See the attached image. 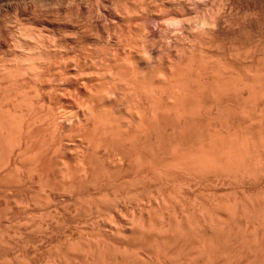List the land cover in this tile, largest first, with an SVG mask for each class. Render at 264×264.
<instances>
[{
    "label": "bare ground",
    "instance_id": "bare-ground-1",
    "mask_svg": "<svg viewBox=\"0 0 264 264\" xmlns=\"http://www.w3.org/2000/svg\"><path fill=\"white\" fill-rule=\"evenodd\" d=\"M51 1L52 3L54 2V0H0V15L3 11L8 13V10L13 9L16 12V16L22 17V20L25 18L28 19L29 17L31 19V21H29L33 25L25 26L23 24V26L21 25L22 27L19 25L20 28L18 27V29H11L12 26L10 29H7L9 24L6 26L7 28H5L2 25L3 23L1 24V20L3 19L0 20V40L2 39L1 41H3V43L13 41V43L18 46V48L15 46L17 49L15 51V59L12 58L14 60L8 61L9 59L6 58V60L0 56V196L5 197V199L8 197V199H4L6 201V205H4L7 208L6 210L5 208L3 209L4 213L7 211L12 212L9 208L13 209V204L16 203L14 202L16 200L15 198H17L16 196L14 198L15 200L10 199L11 191L13 190L14 192L17 190L18 192V190L25 189V192L26 188L24 187L30 183L34 184V181L40 184L39 187L36 183L39 189H41L39 190L40 193L43 194H39V192L37 193L41 196H45L46 194V200L45 198L44 200L49 204H47L48 207L46 205L45 206L48 210L50 209L49 216L52 215V219L45 217L47 220H43L41 218L42 221H38L41 227L44 226L43 229L45 226L48 229L49 224L51 225V223H54L53 220L62 221L67 218V216L71 217L72 213L74 214L72 215L73 218L75 217L77 220L78 216H85V213L87 212H96L99 210V206L106 201L111 203L112 207L115 206L113 207L114 209L111 207L112 211L117 209L116 212H118V198H120V196H127L131 198V188L127 189L125 187L130 182L132 183L134 180L137 181L139 178L138 181L141 180L140 182L143 184L141 185L142 187L132 188V190H135L133 192L136 194L135 198L138 202H135V204H137L135 207H138L139 211H135L136 215L134 212L133 214L132 211L131 214L133 215L129 214L131 216L129 217V222L131 221L132 224L131 227H129V224H126V227L123 225L124 227L121 228L120 226L119 228H110L111 231L113 230L114 234L113 232H107V230L106 232L108 235H106V232H98L101 238L97 236L96 241L91 242L96 238L95 236L93 239V235H96L93 233V235H91L92 240L89 238L91 241L88 240V243L83 244L84 242L78 240V245L75 244L77 247L74 244V246L72 245L71 241H74V239H70V243L68 242L69 239L66 238L65 240H67L68 243L66 241L65 242L67 245L71 244V247L74 250L69 245L67 247L65 245L61 253L63 254L65 252L66 254H69V257H65L68 256L65 254L63 256L57 255L58 258L56 257V259L54 257L56 260H53L54 262H52V264H71L73 262L72 259L75 258V256L79 258V261L76 258L78 262L74 260V264H264V186L262 185L263 183H261L264 182V76L260 74H264V63H262L263 57H258V59H256L258 52L254 54L253 51L255 56L253 55L254 58H250L252 60V64H250V66H246L247 68L244 67L245 69L239 68V66L238 68H235V66L232 68L233 65L226 62L228 64H226L227 68L229 65L230 67L232 66L231 68L229 67L230 69H228V71L230 70V72L237 73L238 76L236 75L237 78L234 77V79L236 78L237 80L235 79L232 81L229 76L233 73L229 76L225 74L227 77L225 75L222 76L227 79L224 78L223 80V77L220 74H224L221 73L224 69L221 67H226V65L224 66L225 61L220 60V58L215 61H211L213 59H210V64L208 68H206L205 66L208 64V60H206L207 62H203V60L199 61L197 50L193 52L196 47L195 49L192 48L191 51V48L187 46L189 47L188 49H190V54L186 53L189 55V57L186 55L187 65L184 64L187 66L185 67L186 71L184 69L186 74L183 73V69H179L181 72L177 69V73L175 72V75L177 76L171 79L174 83V85H172L174 89L171 88V85H168L170 87L165 86L166 84H172L167 83L168 81H164L165 79H162L165 84L164 87H162V81L160 82L161 84L159 87L158 84H151L152 80H150L151 82H148L149 80L148 77L145 76V73L144 75L140 73L141 71H135V59L139 55V52H136L138 50L135 49L136 45L134 46V42L136 44L137 37L135 38L136 41H133L132 38L134 35L131 34L130 37H132V35L133 37L130 39L131 44L129 43V47L127 45L129 40L127 39L128 42L126 41L127 43L125 42V44H123L125 47L122 46V50H119L120 47L117 46L118 50H115L114 53L110 52L112 50H109V52L107 51V53L112 54L114 58L111 59V57L108 56L110 57L109 59L106 55V59H101V62H103V60L106 62L104 61L100 64L102 67H99L100 65H98V71L103 70L104 74L100 71V75V73H97L96 70L95 72L99 78L95 77L97 75L93 74V72L91 73L95 78L91 77L89 74V76L87 75L89 78L91 77L90 80H94V82L90 81L92 82L91 87L89 86L90 89L92 88L91 91L89 90L90 92L86 90L87 86L84 91L80 88V91H77L78 93L76 94L79 95L73 99L72 95H67L71 94L69 89H67L66 86L65 88L62 86L64 84L63 82H59L64 88L63 90V88L60 87L63 91L62 93L65 92L66 94L64 93V95L61 92L59 94L57 90L56 91L58 93L54 92L56 87L54 85V89L51 90H53L52 94H56L53 97V95L51 96L50 88H53V82L51 81L58 77L56 74L60 72V81L66 82L68 86L72 85L74 81L72 82L70 80L68 77L69 75H65L67 73L66 68H69L70 66L68 62L70 61L71 56H69L68 59L66 53L64 55L67 57L63 55L66 51L65 45L64 49L59 46L63 49L61 50L58 45L54 44L56 41L53 40V38H50L52 37L50 34L60 36V38L55 36V39L58 38L57 43L59 40L61 43L66 42L67 39L73 41L77 40V37H79L78 32H81L79 31V28L81 27L74 26L73 22L71 24V21L66 19V13L68 11L71 12L74 9H85L84 3L86 2L84 0H56V5L59 4L61 10L62 7H64L66 11V16L59 13V15L61 14L63 17L60 18L59 16L60 19H58V17L56 18L55 15L52 14L51 10H42L43 6L44 8L46 6L49 7V3ZM98 1L96 0L95 2L97 3ZM87 3L89 4L88 1ZM116 5L120 6V1H116L114 8ZM118 6H116V9L119 8ZM50 7H52V5ZM10 12L11 11H9V13ZM120 13H122V11ZM113 14L115 13L113 12ZM122 16H124V14ZM261 16L262 15L256 18H262ZM248 19L251 20L250 18ZM216 21H218V19ZM176 22L180 23L181 21ZM244 22L247 23V20ZM175 25L176 24H174V26ZM71 27L73 29H71V32L74 31L73 33L75 35L73 34L67 36L65 34V37L63 38L64 32L62 34V31ZM205 27L210 26L207 25ZM130 28L128 29L130 30ZM236 28H239V25L238 27L236 26ZM126 31L128 32V30ZM131 31L129 32L131 33ZM190 31L189 33H194V30L193 32ZM204 32L206 33V31ZM261 32L264 34V30ZM249 33L247 36L251 35H249ZM195 34L197 35V33ZM195 34H193V36H196ZM210 34L211 33H209V35ZM197 37L198 36L193 37V42H191L192 46L193 44L196 45L197 42L194 41V39L198 40ZM190 38L192 39V37L187 39L191 41ZM235 39L238 40L237 36ZM49 40H53L55 42H52L51 44V41L49 42ZM114 42H116V39ZM53 46H57L59 50L53 49L57 48ZM126 46L128 48H126ZM138 48L141 47L139 46ZM14 50L11 48V51ZM187 51L188 50L186 49V52ZM115 52H118V54ZM196 52L197 58L195 57ZM12 54L14 55V52H12ZM97 55L98 56H95L96 58H94V56L89 58L93 59L95 64L102 56H100L99 53ZM87 60L88 59H86L85 62L88 63L89 60ZM93 60H90L92 64ZM201 61L205 64L204 66ZM259 61L262 63L263 67L259 66V64L261 65ZM83 64L86 65L85 63ZM184 65H182V68ZM92 66H94V64ZM201 67L204 70L207 69V71H204ZM259 67H261V69ZM78 68L81 67L78 66ZM220 68L222 70L219 73ZM227 68H225L226 71ZM57 69L61 71L58 70L59 72L57 73ZM225 69L223 71H225ZM258 70L260 72H258ZM63 71L66 72H64V75L67 76V78L63 77ZM79 71H81V69ZM84 71H86V69ZM199 71H204L208 74L201 76L203 73H200ZM254 71L259 73L257 76L258 79H256V75L258 73H253ZM135 72H138L141 75H136ZM173 72L174 69L172 74ZM178 72L184 75H179ZM80 74L82 75L83 71H81ZM107 74L112 75V77L109 76L111 79L109 82H113L112 85L116 82V87L120 84L129 91V93H126V97L124 96L125 108L123 107V111L120 110L119 107H117V109L113 104L110 106L111 103H107L109 106L102 103L104 98L102 97L103 95L101 96V94H103L101 90L102 86L106 85L104 82L106 80L102 82V77H107ZM52 75L55 78L52 77L53 79L50 81ZM76 75L74 77L77 78L75 80V84H77L76 81L85 79L84 77H86L84 74V77L82 76L83 78L79 75L76 77ZM99 75L101 76V79ZM160 75L162 76V74ZM197 75L202 78H196L199 77ZM260 75L263 76L262 80L260 79ZM173 76L174 75H172V77ZM70 77L72 79V76ZM57 79L59 80V78ZM112 79H114V81ZM160 79L161 78L159 76L158 80L160 81ZM228 79L230 80V83L232 82L231 87L233 89L228 86L230 85L229 81L226 82ZM47 81H50L51 83H48ZM54 81H56L54 84L59 85L57 80ZM81 81H79L80 84ZM235 81L238 83L236 84ZM257 81L259 82L257 83ZM79 82L77 86H79ZM233 82L236 85H233ZM198 83H200V86H198ZM207 85H209V87ZM107 86L108 85H106L105 88ZM109 86L111 87L110 84ZM45 88L49 89L45 91ZM170 88L173 92L170 91ZM66 89L69 93L65 91ZM76 90H78V87ZM130 90L133 92H139L141 98H139L140 101H134V99L132 100V97L137 98L138 95L132 96ZM74 91L75 90H72L73 93ZM108 91L106 90V92ZM161 99H163V101ZM66 134L77 136V139H75L76 137L74 136V141L76 140L75 143L78 142V144H76L79 146L78 148L83 150L81 152L77 148L78 153L75 148V153L77 154L73 155L76 161V163H74V169H71L73 166L70 168V166H68L69 164L67 165L66 163L67 167L62 166L63 171L61 168H59L61 169L60 171H55V169H58V166H55L56 168L53 166V161L55 160L54 157L57 156L55 155V152L58 149V146L61 145L62 147V144H64V140L62 141V138L65 139V137L62 135ZM57 135L61 136L60 142L62 143L58 141V138L60 137H57ZM55 136L56 143L53 142L55 140ZM57 153L58 151L56 154ZM119 153L121 156L123 155L122 157L124 158L122 159L124 160L117 162L114 160V157L116 155L118 156ZM61 156L63 158V154L60 155V157ZM105 160L107 163L109 161L107 168ZM64 167L66 169H64ZM127 171H134L138 177L136 178L131 174L125 175L124 172ZM56 172H58V174ZM121 174L124 176L120 177ZM202 180L213 182H215V180L227 181L229 182V185L231 184L230 186H232L231 192L229 191V193H226L225 195L223 193V196H218V194L214 191V193H212L213 195L209 193V196L206 195L207 197H202L204 193L203 195L202 193H199L201 187L197 188L199 182ZM118 182L122 183V189L120 188L121 186H119L120 183ZM152 182H157L160 189H158L159 187H156L157 190H151L150 186ZM184 182L191 185V188L192 185L196 188H194V190H184L183 192V186L186 187V184L183 185ZM257 182L260 183L257 184ZM124 183L127 185L123 186ZM251 183L255 184L251 185ZM33 184H30V188H27V190L30 189L29 194L26 195L24 193H20L21 195L24 194V196H22L23 198L21 197L22 206L21 204L20 206L22 208L24 206L25 209H29L30 211L32 209V205H36L37 203L39 204L40 202L37 193H32L34 189H31ZM104 184H106V186H104ZM260 184L263 186V190L261 189V191L258 188V185L260 186ZM168 186H171L173 193L175 192L174 196L172 192L168 193L170 188H165ZM20 187H22V189ZM180 189L181 192L179 191ZM203 189L205 190V188ZM58 192L61 195H68V198H72V202L67 201L70 202V205H68L67 202V204L62 203L64 202V199H62L63 196L59 195ZM110 195H113L112 200L106 199V197L110 198ZM133 196L134 195H132V197ZM24 197L26 198L24 199ZM151 197H154L156 202L152 207H150V205L147 206L142 202L144 200L146 201L148 198L150 200ZM66 198L65 201L67 200ZM135 198L133 197V199ZM37 199L39 201H36ZM53 204L54 206L51 208L50 205ZM139 204L140 206H138ZM46 207L44 208L46 209ZM34 209L35 207H33V211ZM3 210H0V220L1 217L3 218L5 215L1 214ZM47 213H49V211H47ZM4 217H6V215ZM11 217L9 216L8 218ZM38 217L39 216L37 215V218ZM41 217L44 216L42 215ZM19 219H21V217ZM50 219L52 222L49 221ZM82 219L84 218H80L79 220ZM2 221H0V224H2ZM6 221L10 220L7 219ZM55 222H57L56 225L59 223L58 221ZM78 222L76 223L77 228L80 223ZM62 223L64 222L60 223L64 229L67 224L64 223L62 225ZM71 224L70 226H72ZM108 224L109 223L106 225ZM22 225L24 224H21L20 227H15L19 229L21 227H25ZM53 226L51 225V227ZM59 226L57 225V227ZM54 228L55 227H53V230ZM7 229L10 230V228ZM72 229L74 228L72 227ZM3 230L0 231V233L4 232ZM16 231H18V229ZM35 231L37 230L35 229ZM44 231L46 230L44 229ZM115 231L117 232L116 234ZM28 233L26 232V234ZM102 233L104 235V239L102 238ZM4 234H0V244L4 243L5 246L8 244L7 242H10L11 237L10 239L6 238L4 237ZM119 234H123L124 236L122 235L120 238L121 235ZM6 235L7 234H5V236ZM64 235L66 236V234ZM53 236L54 235H51L52 238ZM36 239L37 238H35V241ZM54 239L50 240L53 242ZM18 241L19 240H17V242ZM20 241L22 242V238ZM78 241L76 240V242ZM40 244H38V246ZM9 246H11L10 243ZM14 247L16 246H13V248ZM23 247H25V245ZM33 247H35V244ZM13 248L11 247L9 249ZM141 249L143 251L146 250L148 254L146 252V255L144 252V255L142 253L143 251L140 252ZM7 251L8 250L4 252ZM4 252L2 251L1 254H5L7 257V253ZM20 252L21 250L19 253ZM9 254L11 255V251H9ZM71 254L73 258L70 256ZM14 257L13 258L17 260L18 257ZM70 257L72 258V262L68 260ZM25 259H28L29 261V258ZM31 259L30 263L33 264ZM3 260H1V263H3ZM7 262L9 263L10 261L7 259ZM25 262H27V260Z\"/></svg>",
    "mask_w": 264,
    "mask_h": 264
},
{
    "label": "rangeland",
    "instance_id": "rangeland-1",
    "mask_svg": "<svg viewBox=\"0 0 264 264\" xmlns=\"http://www.w3.org/2000/svg\"><path fill=\"white\" fill-rule=\"evenodd\" d=\"M56 0H54V4L52 3V1L49 3L50 4V6L52 5V7H48V6H46L45 8H44V6H43V9L42 10H44V9H46V11L47 10H51V12H52V14H54L55 15V17L57 18L58 17V19H60V18H62L63 16L62 15H65V9H64V7H62V10H61V8H60V5L59 4H57L56 5V3L57 2H55ZM86 3H84L85 4V9H83V10H76V9H74V10H72L71 12H67L66 13V15H67V18L66 19H68V20H70L71 21V24H72V22H73V25L74 26H77V27H81V28H79V31H81V32H78L77 30V32H78V36L79 37H77V40H70V39H67L66 40V42H60V40L58 41V43H57V39H55L56 37H59L60 38V36H58V35H53V34H50L52 37H50L51 39L53 38V40H55L56 41V43H54L55 41H53V40H49V42L51 41V44H52V42L54 43V44H56V45H58V47L60 46L61 48H63L64 49V45H65V52L63 53V55L66 53V55L68 56H65V57H67L68 59H69V56H71L70 57V61H71V63H70V61L68 62L69 63V65L71 66H69L68 65V63H67V61H68V59H67V61H66V63H67V65L69 66V68L67 67L65 70H66V72L65 71H63V75H64V72L66 73L65 75H69L68 77L70 78V80L73 82V86L72 85H69L68 86V84L66 83V82H64V81H60V78H61V76L59 75V74H61L59 71H61V70H59V69H57V73L58 74H53L55 77H57V78H59V80L56 78V79H53V78H55L53 75L51 76V78H50V81L51 82H53L51 85H52V87L53 88H50V93H51V96L53 95V97H54V95L56 94V93H58L59 92V94H60V92L62 93L63 91H62V89L60 88V87H64L65 88V86L67 87V89H69V91L71 92V94H67L68 96H70V95H72V98L74 99V98H76L78 95H76L79 91H80V88H82V91H84L85 90V87L87 86L88 87V89H87V87H86V90H90L91 91V89H90V87H91V83L92 82H94V80L92 79V80H90V78L91 77H94L93 76V74H95V75H97V73L99 72L100 73V71H98L99 70V68H98V65H100V64H102L105 60H103V62H101V59H103V58H107L108 56H110L111 57V59L112 58H114L113 57V55L112 54H110V53H107V51L109 52V50H112V51H110L111 53H114V51L115 50H118L117 48V46H119L120 48H119V50H122L121 49V47L122 46H124L123 44H125V42L127 41L128 42V40H129V42H128V47H129V45L131 44V42H130V39L133 37V35H134V37L132 38V40L134 41H136V39H137V41H136V44H135V42H134V46H135V49L136 50H138V51H136V52H139L138 54V56H137V58L135 59V62H136V67H135V71H138V72H140V73H142V74H144L145 76H147L148 77V82H151L150 80H152V82H151V84L153 83V84H155V85H157L158 84V86L161 84L160 82L162 81V83H163V86L162 87H164V82H163V80L162 79H165L164 81H168L167 83H172V84H166L165 86H168V85H171V88H173L172 87V85H174V83H173V81L171 80V79H173L175 76H177V75H175L176 73H177V69H178V71H180L179 69H183V71H184V69H185V67H187L186 65H187V63H186V61H187V56L189 57V55H187V54H190V49H188L189 47L191 48V51H192V48L193 49H195V47H196V49L195 50H193V52H195L196 50H197V52H198V58H199V61L200 60H203V62H207L206 60H208V64L205 66L206 68H208V66H209V62H210V59H213V60H211V61H215V60H217V59H219L220 58V60H222V61H225L224 62V66L227 64L226 62H228V64H230V65H233V67L232 68H234V66H235V68L237 67L238 68V66H239V68H247L246 66H250V64H252V60L250 59V58H254V54H256L257 52V55H256V59H258V57H263V61H262V63H264V34H262V30H264V25H263V23H264V0H118V1H120V3H121V5L120 6H118V5H116V6H118L119 8L118 9H116L117 7L115 6V8H114V5L116 4V1L115 0H97L98 2L96 3L95 1L96 0H84ZM87 1L89 2V4L87 3ZM115 1V2H114ZM223 2V3H222ZM98 4V5H97ZM104 4V5H103ZM123 4V5H122ZM59 5V6H58ZM99 7H97V6ZM195 5H196V7H195ZM223 5V6H222ZM86 6H88V7H86ZM107 6V7H106ZM106 7V8H105ZM121 7V8H120ZM231 7H232V9H231ZM48 8V9H47ZM52 8V9H51ZM58 8H60V9H58ZM112 8H114V9H112ZM123 8V9H122ZM125 8V9H124ZM196 8V9H195ZM224 8H226V9H224ZM55 9V10H54ZM57 9H58V11H57ZM160 9V10H159ZM164 9V10H163ZM194 9V10H193ZM53 10V11H52ZM113 10V11H112ZM185 10V11H184ZM9 11H11L10 13H9ZM13 11V12H12ZM55 11V12H54ZM116 11H119V12H116ZM122 11V13H120ZM125 11V12H124ZM164 11V12H163ZM50 12V11H49ZM50 12V13H51ZM54 12V13H53ZM58 12V13H57ZM63 12H64V14H63ZM112 12V13H111ZM113 12L115 13V14H113ZM256 12V13H255ZM9 13V14H8ZM8 13L6 12H4L3 11V13L1 12V15H0V20L1 19H3V20H1V24L3 25V27H5V28H7L6 26L8 25V28L7 29H10L11 28V26H12V28L11 29H18V27H19V25L21 26H23V24L26 26H33L32 24H31V19L28 17V19L27 18H25V19H23L22 20V17H17L16 16V12L13 10V9H10V10H8ZM14 13V14H13ZM56 13H57V16H56ZM59 13H61L60 15H59ZM127 13V14H126ZM165 13V14H164ZM222 13V14H221ZM3 14H5V15H3ZM8 14V15H7ZM11 14V15H10ZM88 14V15H87ZM124 14V16H122ZM161 14V15H160ZM119 15V16H118ZM128 15V16H127ZM132 15V16H131ZM193 15H194V17H193ZM210 15V16H209ZM225 15V16H224ZM260 15H262L261 17L262 18H256V17H260ZM10 18H9V17ZM59 16H60V18H59ZM214 16H215V18H214ZM252 16V17H251ZM13 17V18H12ZM127 17V18H126ZM192 17V18H191ZM9 20H8V19ZM16 18H17V20H16ZM19 18V19H18ZM191 18V19H190ZM205 18V19H204ZM212 18V19H211ZM246 18V19H245ZM248 18H250L251 20H249ZM218 19V21H216ZM259 19V20H258ZM21 20V21H20ZM30 20V21H29ZM170 20V21H169ZM192 20V21H191ZM203 20V21H202ZM206 20H207V22H206ZM212 20H214V21H212ZM245 20H247V23L246 22H244ZM252 20H254V21H252ZM261 20V21H260ZM20 21V22H19ZM28 21V22H27ZM69 21V22H70ZM175 21V22H174ZM176 21H181L180 23H183V24H180V23H177ZM189 21V22H188ZM191 21V22H190ZM210 21V22H209ZM217 22V24H216V22ZM250 21V22H249ZM263 21V22H262ZM15 22V23H14ZM21 22H22V24H21ZM25 22V23H24ZM167 22H169V23H167ZM172 22V23H171ZM194 22V23H193ZM200 22V23H199ZM204 22V23H203ZM206 22V23H205ZM219 22V23H218ZM252 22V23H251ZM129 23V24H128ZM162 23V24H161ZM251 23V24H250ZM260 23V24H259ZM75 24H77V25H75ZM137 24V25H136ZM174 24H176L175 26H174ZM190 24V25H189ZM192 24H193V26H192ZM199 24V25H198ZM202 24H204V25H202ZM215 24V25H214ZM219 24V25H218ZM239 25V28H236V26L238 27V25ZM242 24V25H241ZM248 24V25H247ZM14 25H16V26H14ZM180 25V26H179ZM207 25H209L210 27H205V26H207ZM235 27H234V26ZM247 25V26H246ZM21 26V27H22ZM91 26V27H90ZM129 26V27H128ZM136 26V27H135ZM172 26V27H171ZM179 26V27H178ZM183 26H185V27H183ZM202 26H204V27H202ZM257 26V27H256ZM14 27V28H13ZM132 28V31H131V28ZM178 27V28H177ZM195 27H196V29H195ZM220 27V28H219ZM262 27V28H261ZM20 28V27H19ZM128 28H130V30L128 29ZM192 28V29H191ZM204 28V29H203ZM209 28V29H208ZM226 28H228V29H226ZM232 28H236L235 29V32H234V29H231ZM243 28H244V30H243ZM249 28V29H248ZM253 28V29H252ZM72 27L71 28H67L66 30H63L62 31V34H63V32H64V36H63V38L65 37V34L67 35V36H70V35H73L74 33V31L73 32H71L72 30ZM78 29V28H77ZM123 31H122V30ZM186 29V30H185ZM200 29V30H199ZM217 29V30H216ZM260 29V30H259ZM75 30V29H74ZM126 30H128V32L126 31ZM191 30V31H190ZM193 30H194V33H189V31L190 32H193ZM215 30V31H214ZM220 32H219V31ZM227 30V31H226ZM230 30V31H229ZM241 30V31H240ZM248 30H249V32H248ZM251 30V31H250ZM89 31V32H88ZM129 31H131V33L129 32ZM139 31H140V33H139ZM180 31V32H179ZM196 31V32H195ZM204 31H206V33L204 32ZM212 31V32H211ZM225 31V32H224ZM246 31V32H245ZM257 31H258V34H257ZM68 32V33H67ZM70 32V33H69ZM76 32V33H77ZM97 32V33H96ZM115 32H117V33H115ZM120 32V33H119ZM122 32V33H121ZM133 32V33H132ZM135 32H136V34H135ZM163 32H165V33H163ZM202 34H201V33ZM204 32V33H203ZM224 32V33H223ZM233 33V35H232V33ZM245 32V33H244ZM80 33V34H79ZM82 33V34H81ZM130 33V34H129ZM183 33V34H182ZM184 33H185V35H184ZM195 33H197V35L195 34ZM209 33H211L210 35H209ZM220 33V34H219ZM223 33V34H222ZM225 33H226V35H225ZM248 33H249V35L250 36H247L248 35ZM264 33V32H263ZM61 34V33H60ZM99 34V35H98ZM109 34V35H108ZM129 34V35H128ZM131 34H133L132 35V37H130L131 36ZM163 34V35H162ZM193 34H195L196 36H198L197 37V39L198 40H195L194 39V41H196L197 43H196V45H194L193 44V46H192V43L191 42H193L192 40H193V37H196V36H193ZM216 34V35H215ZM241 34V35H240ZM254 34V35H253ZM257 34V35H256ZM75 35V34H74ZM123 35V36H122ZM125 35V36H124ZM136 35V36H135ZM175 35V36H174ZM180 35V36H179ZM189 35H191V36H189ZM256 35V36H255ZM54 36V37H53ZM100 36V37H99ZM121 36V37H120ZM127 36H128V38H127ZM201 36H203V37H201ZM236 36H237V39L239 40H236L235 38H236ZM239 36V37H238ZM241 36H243V37H241ZM74 37V36H73ZM119 37V38H118ZM137 37V38H136ZM172 37V38H171ZM189 37H192V39H191V41L190 40H188L187 38H189ZM199 37H200V39H199ZM248 37V38H247ZM49 38V39H50ZM81 38V39H80ZM122 38H124V39H122ZM136 38V39H135ZM202 38V39H201ZM232 38V39H231ZM247 38V39H246ZM116 39V42H114V40ZM120 39V40H119ZM128 39V40H127ZM250 39H251V42H250ZM2 40V39H1ZM0 40V56H1V58H4V59H9L8 61H12V60H14L15 59V51H16V49L18 48V46L17 45H15V43H13V41H8V42H4L3 43V41H1ZM48 40V39H47ZM80 40V41H79ZM122 40V41H121ZM201 40V41H200ZM208 40V41H207ZM216 40V41H215ZM225 40V41H224ZM242 40H244V41H242ZM254 40V41H253ZM69 41H70V44H69ZM83 41V42H82ZM124 41V42H123ZM210 41V42H209ZM232 43H231V42ZM11 42V43H10ZM80 42V43H79ZM126 42V43H127ZM139 42V43H138ZM143 42V43H142ZM220 42V43H219ZM238 42V43H237ZM64 43V44H63ZM78 43V44H77ZM130 43V44H129ZM199 43V44H198ZM214 43V44H213ZM218 43V44H217ZM6 44V45H5ZM13 45V47H12V45ZM53 44V45H54ZM63 45V46H61V45ZM115 44H116V46H115ZM120 44V45H119ZM188 44V45H187ZM208 46H207V45ZM10 47H9V46ZM206 45V46H205ZM4 46V47H3ZM15 46H17V48L15 47ZM109 46H110V48H109ZM141 47V48H138V47ZM187 46H189V47H187ZM53 47H57V46H53ZM52 47V48H53ZM53 48V49H58L59 50V48ZM68 47V48H67ZM113 47H115V48H113ZM125 47V46H124ZM127 46H126V48H128ZM208 47H209V49H208ZM217 47V48H216ZM11 48H13V50L14 51H11ZM60 48V49H61ZM67 48V49H66ZM138 48V49H137ZM203 48V49H202ZM63 49H61V50H63ZM69 49V50H68ZM186 49L188 50L187 52H186ZM236 49V50H235ZM145 50V51H144ZM200 50V51H199ZM9 51V52H8ZM68 51V52H67ZM141 51V52H140ZM144 51V52H143ZM253 51H254V54H253ZM12 52H14V55L12 54ZM70 52V53H69ZM149 52V53H148ZM189 52V53H188ZM197 52L195 53V57L197 58ZM262 52V53H261ZM99 53V55L101 56L100 57V59L98 60V62L95 64L94 63V60L93 59H89V58H92V56H94V58H96L95 56H98L97 54ZM115 53H117L118 54V52H115ZM119 53H120V51H119ZM147 53V54H146ZM184 53V54H183ZM187 53V54H186ZM217 53V54H216ZM70 54V55H69ZM108 54H110V55H108ZM117 54H116V56H117ZM141 54H143V55H141ZM208 54V55H207ZM210 54H211V56H210ZM214 54V55H213ZM106 55H107V57H106ZM112 55V56H111ZM120 55V54H119ZM187 55V56H186ZM254 55V56H253ZM259 55V56H258ZM115 56V55H114ZM210 56V57H209ZM253 56V57H252ZM110 57H108L109 59H110ZM118 57V56H117ZM122 57V56H121ZM139 57V58H138ZM180 57V58H179ZM184 59H183V58ZM185 57H186V60H185ZM12 58H14V59H12ZM119 58V57H118ZM142 58V59H141ZM203 58V59H202ZM208 58V59H207ZM222 58V59H221ZM6 59V60H7ZM86 59H88L87 61H88V63L87 62H85V60ZM109 59H107V60H109ZM255 59V60H256ZM5 60V61H6ZM90 60H93V64H94V66H92L93 64H92V62L90 61ZM205 60V61H204ZM251 60V61H250ZM254 60V59H253ZM262 60V59H261ZM197 61H198V59H197ZM198 61V62H199ZM257 61V60H256ZM106 62V61H105ZM197 62V63H198ZM203 62L201 61V63L203 64ZM233 62H234V64H233ZM260 62V61H259ZM83 63H85L86 65H84ZM261 63V62H260ZM262 63H261V65L259 64V66H261V67H263L262 66ZM184 64H186V65H184ZM201 64V65H202ZM223 64V63H222ZM227 64V65H228ZM66 65V64H65ZM82 65V66H81ZM103 65H105V64H103ZM182 65H184L183 66V68H182ZM205 64H203V66H204ZM227 65H226V67H221V68H227ZM230 65L228 66V68H227V71H228V69H230L231 67H230ZM78 66L79 67H81V68H78ZM96 66V67H95ZM167 66V67H166ZM90 67V68H89ZM92 67V68H91ZM99 67H102L101 65L99 66ZM230 67V68H229ZM261 67H259L260 69H261ZM73 70H72V69ZM83 68V69H82ZM86 69V71H84L85 69ZM95 68V69H94ZM97 68V69H96ZM139 68V69H138ZM220 68V70H219V73H220V71L222 70ZM244 68V69H245ZM249 68V67H248ZM81 69V71H83V74H84V76L86 75V77H84L83 76V74L81 75L80 73H81V71H79V70ZM88 69V70H87ZM100 69H103V68H100ZM173 69H174V72H173V74H172V71H173ZM201 69H203L202 67H201ZM223 69V70H224ZM243 69V70H244ZM259 69V70H260ZM264 69V68H263ZM59 70V71H58ZM97 70V73L95 72ZM204 70V69H203ZM221 71V73H224V74H220L221 76L223 75H227V76H229V75H231L232 73V75H233V77H232V75L231 76H229L230 77V80H235L236 78H237V76H238V74L237 73H234V72H230V70L228 71V74H227V71H226V69H225V71ZM258 70V72H260ZM185 71H186V69H185ZM183 72L184 74H186V72ZM204 71H207V69L206 70H204ZM204 71H199L200 73H203V75H201V76H205L206 74H208V73H205ZM264 71V70H263ZM87 72V73H86ZM91 72H93V74L91 73ZM101 72H103V70L101 71ZM138 72H135V74L136 75H139L140 73H138ZM166 72V73H165ZM176 72V73H175ZM181 72V71H180ZM256 71H254L253 73H255ZM258 72H256V74L258 73ZM262 72V71H261ZM79 73V74H78ZM138 73V74H137ZM169 73V74H168ZM179 73V72H178ZM200 73H198V74H200ZM77 74V75H76ZM91 75V77L89 78L88 76L89 75ZM103 74H104V72H103ZM160 74H162V76H163V78H162V76L160 75ZM170 74H172V75H174L173 77H172V75H170ZM182 73H179V75H181ZM184 74H182V75H184ZM205 74V75H204ZM256 74H254V75H256ZM260 74H262L263 76H264V74L263 73H260ZM63 76V77H66L67 78V76ZM75 75H76V77L79 75L80 77H84L85 79H80V77H79V81H81V84H82V86H84V87H82L81 86V84H80V82L79 81H76V83L77 84H75V80L77 79V78H74L75 77ZM88 75V76H87ZM100 75H101V73H100ZM99 75V76H100ZM108 75V74H107ZM141 75V74H140ZM139 75V76H140ZM167 75H168V77H167ZM225 75V76H226ZM237 75V76H236ZM259 75V73L256 75V77ZM70 76H72V79H71V77ZM104 76V75H103ZM106 76V75H105ZM112 77V75H108L107 77H102V82L104 81V80H106V81H104L105 83H106V85H108L106 88H105V86L103 87L102 86V90H101V92L103 93V94H101V96L104 98L103 99V102H102V100H101V102L102 103H104V104H110L111 103V105L110 106H112V104L113 105H115V107L117 108V107H119L120 108V110H124L123 109V107H124V102H125V97H126V93H129V91L124 87V86H121L120 84L116 87V85H117V83L115 84L114 83V85H112V83L113 82H109V81H111V79H110V77ZM159 76H160V81L158 80L159 79ZM186 76V75H185ZM184 76V77H185ZM197 76H199V75H197ZM222 76V77H223ZM226 76V77H227ZM261 76V75H260ZM263 76H261V80H262V78H263ZM53 77V78H52ZM82 77V78H83ZM95 77H98V75L97 76H95ZM94 77V78H95ZM200 77V76H199ZM196 77V78H198V79H201L202 77ZM226 77H223V80H224V78H226ZM228 77V78H229ZM234 77H236L235 79H234ZM255 77V76H254ZM68 78V79H69ZM99 78V77H98ZM104 78V79H103ZM157 78V79H156ZM232 78V79H231ZM100 79H101V76H100ZM155 79V80H154ZM227 79V78H226ZM256 79H258V77L256 78ZM260 79H259V81H260ZM54 80H57L58 81V83L59 82H63L64 84L61 86L60 85V83H59V85L58 84H54V82L56 83V81H54ZM83 80H87L86 82L85 81H83ZM113 81H114V79H112ZM230 80L228 79V80H226V82L227 81H229V83H230ZM237 80V79H236ZM48 82V83H51V82ZM90 81H92V82H90ZM156 81V82H155ZM198 81V80H197ZM238 81H239V78H238ZM256 81V80H255ZM259 81H257V83L259 82ZM78 82H79V86H77L78 85ZM82 82H84V83H82ZM155 82V83H154ZM165 82V83H166ZM199 82H200V80H199ZM202 82V81H201ZM236 82V84L238 83L237 81H235ZM263 82V81H262ZM262 82H260V83H262ZM67 85H66V84ZM232 83V82H231ZM230 83V85H228L229 87H231L232 86V84ZM84 84V85H83ZM87 84V85H86ZM104 84V83H103ZM109 84L111 85V87L109 86ZM150 84V83H149ZM150 84V85H151ZM200 83H198V86H200L199 85ZM202 84V83H201ZM236 84H234V82H233V85H236ZM50 85V84H49ZM54 85L57 87H55V89H54ZM150 85H149V87H150ZM74 86H76V87H74ZM81 86V87H80ZM90 86V87H89ZM153 86V85H152ZM208 87H209V85H207ZM227 86V87H228ZM62 87V88H63ZM72 87H74L72 90H75L74 91V93L72 92V90H70ZM78 87V90H76V88ZM160 87V86H159ZM168 87H170V86H168ZM49 88H45V91H47V89H49ZM64 88H63V90H64ZM105 88V89H104ZM170 88V91H172V89ZM232 88V87H231ZM231 88H229V89H231ZM30 89V88H29ZM51 89H54V92H56V93H54V94H52L53 92V90H51ZM67 89L65 90L66 92H67ZM169 89V88H168ZM174 89V88H173ZM233 89V88H232ZM58 92H57V91ZM104 90V91H103ZM106 90L108 91V92H106ZM30 91H31V89H30ZM33 91V90H32ZM69 91L67 92V93H69ZM78 91V92H77ZM89 91V92H90ZM76 92V93H75ZM173 92V91H172ZM171 92V93H172ZM32 93V92H31ZM65 93V92H64ZM64 93H62V94H64ZM74 95H73V94ZM130 93L132 94V96H136V95H138L137 96V98L135 99V98H133L132 97V100L134 99V101H140V95H139V92H133L132 90H130ZM138 93V94H137ZM34 94V93H33ZM49 94V93H48ZM66 94V93H65ZM64 94V95H65ZM74 96V97H73ZM105 96V97H104ZM125 96V97H124ZM140 98V99H139ZM84 99V98H83ZM162 101H163V99H161ZM168 100V99H167ZM166 100V101H167ZM107 104V105H108ZM109 106V105H108ZM125 108V107H124ZM118 109V108H117ZM123 113H125V112H123ZM50 136H52V135H50ZM49 136V137H50ZM60 137V138H58V141L60 142V139H61V136L60 135H57V137ZM62 136H64L65 137V139H63L62 138V141L64 140V144H62V147H61V145L60 144H57V145H60V146H58V149L60 150H56V152L58 151V153L56 154V152H55V155H57L56 157H54V156H52V157H54L55 158V160H54V158H53V163H54V168H56L57 166V168L58 169H55V171H60L61 169H62V171H63V168H62V166H65V167H67V165L68 166H70V168L71 169H74L75 167V164L74 163H76V161H75V157L73 156V155H75V154H77V153H75V148H76V152H78L77 151V148L79 147V146H77L76 144H78V142H76L75 143V141H74V138L75 139H77V136H73V135H70V134H66V135H62ZM73 138H72V137ZM69 137V138H68ZM71 137V138H70ZM51 138V137H50ZM55 140L53 141V142H55L56 141V136H55V138H54ZM71 139V140H70ZM73 139V140H72ZM67 140V141H66ZM78 141V140H77ZM59 142H57V143H59ZM65 142H66V145H65ZM68 142V143H67ZM56 143V142H55ZM60 143H62V142H60ZM71 144V145H70ZM71 146V147H70ZM57 147V146H56ZM61 147V148H60ZM68 147V148H67ZM70 148V149H69ZM65 149V150H64ZM79 149V148H78ZM102 149H104V148H102ZM62 150H63V152H62ZM67 150V151H66ZM82 150L83 149H79V151H81L82 152ZM73 153V154H72ZM79 153V152H78ZM63 154V158H62V156L60 157V155H62ZM68 155V156H67ZM65 156V157H64ZM67 156V157H66ZM71 156H72V158H71ZM123 156V155H122ZM121 156V154L119 153L118 154V156L116 155L115 157H114V160H116L117 162L118 161H123L124 159H122V158H124V157H122ZM127 157H129V156H127ZM58 158V159H57ZM70 158V159H69ZM63 159V160H62ZM74 159V160H73ZM63 161V162H62ZM73 161V162H72ZM106 161V160H105ZM112 161H113V159H112ZM71 162H72V165H71ZM52 163V164H53ZM62 163H63V165H62ZM65 163V164H64ZM66 163H67V165H66ZM108 163H109V161H108ZM107 163V161H106V168L108 167V164ZM56 166V167H55ZM64 167V169H66ZM59 168H61V169H59ZM105 168V169H106ZM134 171H127V172H124V174L125 175H129V174H131V175H133L134 177H138L136 174H135V172L133 173ZM57 174H58V172H56ZM60 173V172H59ZM124 175H120V177H123ZM139 180V178L137 179V181H132V183L130 182H127V183H129V184H131V185H127L126 183H124V185L123 186H125V185H127L125 188H127V189H130L132 192V195H134L133 197L135 198L136 197V194H134V192L133 191H135V190H132V188L134 189V187H142L141 185H143V184H141V180L140 181H138ZM217 181L218 180H215V182H213V181H206V180H202V181H200L199 182V184H198V187L197 188H200L201 190L199 191V193L201 194L202 193V195H203V193H204V195L202 196V197H207V196H209V193H214V191L218 194V196L219 195H222L223 196V193H224V195L226 194V193H229V191L231 192V187L232 186H230L229 185V182H227V181H223V180H219L218 181V183H217ZM222 181V182H221ZM122 182V181H121ZM138 182V183H137ZM37 182H35L34 181V184H36ZM118 183H120V182H118ZM137 184V185H134V184ZM217 183V184H216ZM260 183V182H259ZM258 182H257V184H259ZM261 183H263L262 185L264 186V182H261ZM30 184H33V183H30ZM30 184H28L26 187H24V188H26V191L25 192H27V193H25L24 192V190L25 189H22V187H20L22 190H18V192H17V190H15L14 192H13V190L11 191V197H10V199L11 200H15L14 202H16V203H14L13 205H14V208L13 209H11V208H9V210H11L12 212H8V214H7V212H5L4 213V208H5V210L7 209L6 207H5V205H6V199H8V197H6V199H5V197H3V196H0V200L1 199H3V200H1L0 201V210L2 209L3 210V212L1 213V214H5L6 215V217H4L3 216V218L1 217V220L0 221H2L3 219V221H2V224H0L1 226H0V231H2L3 229V231L4 232H2L3 234L5 233V234H7L6 236H5V234H4V237H6V238H9L10 239V237H11V240H13V241H11L10 240V242H7V243H5V244H7V245H5L4 246V243L2 244H0L1 246H0V264H24V263H29V264H31L30 263V259H31V262L33 263V264H52V262H54L53 260H56L57 258H58V256L59 255H68V256H65V257H69V254H66L64 251L66 250V247L69 245L70 247H71V244H68L67 245V243L68 242H70L71 240H73L74 239V241H71L72 242V245L74 244H77V243H79V241H81V242H84L83 244H86V243H88L89 241H91L92 239V236L91 235H93V233L94 234H96V235H93L94 237H93V239L95 238V236H96V238H95V240H92L91 242H93V241H96V239H97V236H99L100 234V232H106L107 230V232H113V230L111 231V229L110 228H119V226H120V228L121 227H124L123 225H125V227H126V224L128 225H130L129 227H131V221L129 222V217H131L130 215H133L134 213H135V211L137 210V211H139L138 209V207H135V206H137V204H135V202L136 203H138L137 202V200H136V198L135 199H133V197H132V195H131V198L130 197H127V196H120V198H118L116 201H117V204H119V205H117L118 206V212H116V210L117 209H115V211H112V208L113 207H115V206H111V203H108L107 201V203L105 202V203H103V204H101L100 206H99V210H97L96 212H87V213H85V216L84 215H81V217L80 216H76L77 217V220H76V218L74 217L73 218V216L72 215H74L73 213L71 214V217H69V216H67V218H65L64 220H53L54 221V223H51V225L53 226V224H54V226L53 227H55L54 228V230L56 231H54L53 230V227H51V225L49 224V226H48V229L46 228V226H45V230L47 231H44V229H43V227L44 226H40L39 225V223H38V221H42L41 220V218L43 219V220H45L46 218H51L52 219V215L51 216H49L50 215V209L48 210V206H47V204H49V203H46L45 202V200H46V198H45V196H46V194H45V196L44 195H39V194H43V193H40V191L39 190H41V189H39V187H40V184H38L39 185V187L37 186V184L36 185H32V188L31 189H33V191H32V193H37V192H39V194L37 193V196H39V198L38 199H40V202H39V204L37 203H35L36 205H32L31 206V211L29 210H27V209H25L24 208V206H23V208L21 207L22 206V196H24V194H29L30 192V189L29 190H27V188H30L29 186H30ZM122 183H120V185L119 186H121L120 188L122 189V185H121ZM157 184V185H156ZM186 184V187L185 186H183V188H182V191L184 192V190H188V189H190V190H194V188H196V187H193L194 185H192V188H191V185H189L188 183H186V182H184V184L183 185H185ZM249 184V183H248ZM253 183H251V185H252ZM255 184V183H254ZM253 184V185H254ZM256 184V185H257ZM132 185H134V186H132ZM213 185V186H212ZM233 185V184H232ZM250 185V184H249ZM261 184H260V186L258 185V188L260 189V191H261V189L263 188V186H262ZM104 186H106V184H104ZM103 186V187H104ZM128 186H130V187H128ZM154 188H153V187ZM190 186V187H189ZM262 186V187H261ZM156 187L158 188L159 186H158V183L157 182H152L151 183V186H150V189L151 190H153V191H155V190H157L156 189ZM188 187V188H187ZM213 187H215V188H213ZM257 187V186H256ZM261 187V188H260ZM20 188H17V189H20ZM124 188V187H123ZM153 188V189H152ZM165 188H170L169 190H168V193H170V192H172V194H173V196H174V194H175V192L173 193V190L171 189V186L169 187H165ZM203 188H205V190L203 189ZM207 188V189H206ZM213 188V189H212ZM258 188H257V190H258ZM158 189H160V187L158 188ZM218 189V190H217ZM230 189V190H229ZM264 189V188H263ZM262 189V190H263ZM22 191V192H21ZM180 192H181V189L179 190ZM202 191V192H201ZM228 191V192H227ZM43 192H44V190H43ZM13 193H14V195H13ZM20 193H24V194H20ZM57 193V192H56ZM63 193V192H62ZM130 193V194H131ZM16 194V195H15ZM58 194L59 195H61L59 192H58ZM65 194V193H64ZM130 194H127V195H130ZM210 194V195H211ZM207 195V196H206ZM213 195V194H212ZM5 196V195H4ZM10 196V195H9ZM15 196L17 197V198H15ZM61 196H63V198L62 199H64V202H62V203H66L67 201H71L72 202V198H68V195H61ZM201 196V195H200ZM216 196V195H215ZM22 197V198H21ZM67 197V198H66ZM101 197V196H100ZM110 198H108V197H106V199H110V200H112V197H113V195H110L109 196ZM115 197V196H114ZM146 197V196H145ZM201 197V198H202ZM13 198V199H12ZM15 198V199H14ZM26 197H24V199H25ZM43 198V199H42ZM44 198H45V200H44ZM65 198L67 199L66 201H65ZM104 198V197H103ZM5 199V200H4ZM9 199V200H10ZM24 199H23V201H24ZM36 200V201H39V200ZM42 199V200H41ZM69 199H71V200H69ZM106 199H104V200H106ZM146 199V198H145ZM109 200V201H110ZM134 200V201H133ZM144 200V199H143ZM116 201H115V203H116ZM131 201H132V203H131ZM143 203H145L147 206L148 205H150V207H152L153 205H155V200H154V197H151L150 198V200H149V198L148 199H146V201L144 200V201H142ZM24 203V202H23ZM42 203V204H41ZM46 203V204H45ZM68 203V205H70L69 203L70 202H67ZM66 203V204H67ZM5 204V205H4ZM20 204H21V206H20ZM71 204H73V203H71ZM106 204H108V205H106ZM40 205V206H39ZM47 207H46V206ZM57 205V204H56ZM113 205V204H112ZM15 206H17V207H15ZM36 206H37V208L39 209H37L36 208ZM46 207V209L44 208V207ZM51 206V208H53V206H54V204L53 205H50ZM73 206V205H72ZM109 206V207H108ZM116 206V207H117ZM138 206H140V204L138 205ZM1 207H3V208H1ZM33 207H35V209H34V211H33ZM42 207V208H41ZM112 207V208H111ZM127 207V208H126ZM135 207V208H134ZM20 210H19V209ZM45 209V211H44V209ZM50 208V207H49ZM111 208V209H110ZM42 209V210H41ZM110 209V210H109ZM114 209V208H113ZM19 210V211H18ZM37 210V211H36ZM28 211V212H27ZM47 211H49V213H47ZM120 211H122V212H120ZM131 211H132V213L133 214H131ZM136 211V212H137ZM25 212V213H24ZM33 212H35V213H33ZM38 212V213H37ZM42 212V213H41ZM46 212V213H45ZM45 215H44V214ZM18 214H19V217H18ZM31 214V215H30ZM33 214V215H32ZM34 214H36V215H34ZM47 214V215H46ZM130 214V215H129ZM138 214V213H137ZM30 215V216H29ZM37 215L39 216L38 218H37ZM43 215L44 217H41V216ZM120 215V216H119ZM135 215H136V213H135ZM11 217V218H8V217ZM49 216V217H48ZM21 217V219H19ZM46 217V218H45ZM14 218H16V219H14ZM27 218V219H26ZM31 218V219H30ZM40 218V219H39ZM80 218H84V219H82V220H79ZM10 220V221H6V220ZM11 219H14V220H11ZM26 219V220H25ZM36 219V220H35ZM51 219L49 220V221H51ZM54 219V218H53ZM72 219V220H71ZM116 219V220H115ZM131 219V218H130ZM47 220V219H46ZM65 220H66V222H65ZM76 220V221H75ZM78 220H79V222H78ZM103 220V221H102ZM16 221H19V222H16ZM33 221H34V223H33ZM55 221H58L59 223L57 224L59 227H61L62 228V226H61V222H64V223H66L67 224V226H65V228L62 230L61 228H59V227H57V225H56V223L57 222H55ZM127 221V222H126ZM14 222V223H13ZM17 224H16V223ZM30 222H32V223H30ZM52 222V221H51ZM79 223L78 224V228H77V224L76 223ZM27 223H28V225H27ZM64 223H62V225L64 224ZM72 223V224H71ZM107 223H109V224H111V225H106ZM6 224V225H5ZM8 224V225H7ZM21 224H24V225H22V226H25V227H21L20 229L19 228H17L18 226L20 227V225ZM32 224H33V226H32ZM39 226H38V225ZM70 224L72 225V226H70ZM74 224V225H73ZM75 224H76V226H75ZM11 225V226H10ZM113 225V226H112ZM7 226H9V227H7ZM13 226V227H12ZM15 226H17V227H15ZM28 226V227H27ZM112 226V227H111ZM115 226H117V227H115ZM12 227V228H11ZM72 227L74 228V229H72ZM7 228H10V230L9 229H7ZM16 228V229H15ZM42 229V232H41V229ZM51 228H52V230H51ZM58 228V229H57ZM67 228V229H66ZM77 228V229H76ZM18 229V231H16ZM33 229V230H32ZM35 229L37 230V231H35ZM110 229V230H109ZM13 232H12V231ZM15 230V231H14ZM38 230H39V232H38ZM49 230V231H48ZM51 230V231H50ZM62 230V231H61ZM26 232L28 233V234H26ZM32 234H31V233ZM48 232H49V234H48ZM54 232V233H53ZM99 232V233H98ZM106 232V233H107ZM2 233H0V234H2ZM22 233V234H21ZM37 233V234H36ZM45 233V234H44ZM53 233V234H52ZM84 233V234H83ZM106 233H104V234H106ZM117 232L115 231V234H116ZM15 234H16V236H15ZM24 234V235H23ZM26 234V235H25ZM35 234V235H34ZM43 236H42V235ZM64 234H66V236L64 235ZM68 234H70V235H68ZM87 234H88V236H87ZM98 234V235H97ZM110 234V233H109ZM113 234H114V232H113ZM17 235H19V236H17ZM51 235H54L53 236V238L51 237ZM58 235V236H57ZM106 235H108V233L106 234ZM119 235H121V234H119ZM123 235V234H122ZM122 235L120 236V238L122 237ZM14 236V237H13ZM37 236V237H36ZM41 236V237H40ZM45 236V237H44ZM62 236V237H61ZM116 236V235H115ZM124 236V235H123ZM18 237V238H17ZM24 237V238H23ZM29 237H33V238H29ZM49 237H51V238H49ZM100 238H101V236H99ZM98 237V238H99ZM105 237H107V236H105ZM21 238H22V242L20 241L21 240ZM35 238H37L36 239V241H35ZM41 238V239H40ZM55 238V239H54ZM66 238H68L69 240H68V242H67V240H65ZM91 240H90V239ZM102 238L104 239V235H103V233H102ZM119 238V237H118ZM9 239H8V241H9ZM24 239V240H23ZM26 239H29V240H26ZM45 239V240H44ZM48 239V240H47ZM52 239H54L53 240V242L51 241ZM71 239V240H70ZM106 239V238H105ZM17 240H19L18 242H17ZM76 240L78 241V242H76ZM89 240V241H88ZM16 241V242H15ZM26 241V242H25ZM30 241V242H29ZM67 243H66V242ZM86 241V242H85ZM13 244H15V245H13ZM25 242V243H24ZM31 242H34V243H31ZM57 242H59V243H57ZM70 242V243H71ZM81 242H80V244H81ZM9 243H10V245L11 246H9ZM18 243V244H17ZM24 243V244H23ZM41 243V244H40ZM20 244V245H19ZM35 244V247H33V245ZM38 244H40L39 246H38ZM47 244V245H46ZM53 244V245H52ZM79 244V245H80ZM82 244V245H83ZM25 245V247H23ZM43 245H45V246H43ZM66 245V247H65V250L63 251L64 253L62 254L61 253V251L64 249V246ZM73 245V246H74ZM78 245V244H77ZM77 245H75L76 247H77ZM81 245V246H82ZM2 246H4V247H2ZM13 246H16V247H14L13 248ZM19 246V247H18ZM42 246V247H41ZM13 248V249H9V248ZM29 249H28V248ZM37 247H39V248H37ZM4 248H5V250H4ZM15 248H17V249H15ZM24 250H23V249ZM36 248V249H35ZM69 248V247H68ZM72 248V247H71ZM80 248V247H79ZM14 249H15V251H14ZM28 249V250H27ZM31 249H32V251H31ZM73 249V248H72ZM6 250H8L7 252H4V251H6ZM21 250V254L19 253V251ZM74 250V249H73ZM2 251L4 252V253H7V257H6V255L4 256V255H2L1 253H2ZM9 251H11V255L9 254ZM71 251V250H70ZM143 250L141 249L140 250V252H142ZM13 252V253H12ZM144 252H145V254H146V250L145 251H143L142 253L144 254ZM24 253V254H23ZM142 253H141V255H142ZM144 254V255H145ZM147 254H148V252H147ZM146 254V255H147ZM19 255H20V257H19ZM58 255V256H57ZM14 256H17L18 258H17V260L16 259H14V258H16V257H14ZM23 256H25V257H23ZM30 256V257H29ZM72 258H73V256H72V254L70 255ZM143 256V255H142ZM10 257V258H9ZM14 257V258H13ZM54 257L56 258V259H54ZM69 258L68 260H70V262H72L71 264H74V260L75 261H79V258L77 257V256H75V258ZM25 258H29V261H28V259H25ZM76 258H77V260H76ZM4 259V260H3ZM6 259V260H5ZM7 259H8V261H10L9 263L7 262ZM10 259V260H9ZM16 260V261H14V260ZM23 259V260H22ZM71 259H72V261H71ZM1 260H3V263H1L2 261ZM11 260H13V261H11ZM19 260V261H18ZM22 260V261H21ZM27 260V262H25ZM35 261V262H34ZM77 261V262H78ZM21 262V263H20ZM24 262V263H23ZM81 262V261H80ZM79 262V263H80ZM69 263V262H68ZM70 264V263H69ZM78 264V263H77Z\"/></svg>",
    "mask_w": 264,
    "mask_h": 264
}]
</instances>
